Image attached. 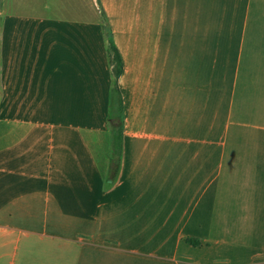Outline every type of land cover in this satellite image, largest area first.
I'll return each mask as SVG.
<instances>
[{"label": "crops", "instance_id": "crops-1", "mask_svg": "<svg viewBox=\"0 0 264 264\" xmlns=\"http://www.w3.org/2000/svg\"><path fill=\"white\" fill-rule=\"evenodd\" d=\"M0 264H264V0H0Z\"/></svg>", "mask_w": 264, "mask_h": 264}, {"label": "trees", "instance_id": "trees-1", "mask_svg": "<svg viewBox=\"0 0 264 264\" xmlns=\"http://www.w3.org/2000/svg\"><path fill=\"white\" fill-rule=\"evenodd\" d=\"M103 18V30L107 41V52L113 74V87L108 113V123L111 132V177H115L120 169L123 139H124V103L119 86V79L123 73L124 65L117 46L114 43L111 30L105 19L104 11L101 10ZM113 175V176H112ZM192 245H199L196 240H187Z\"/></svg>", "mask_w": 264, "mask_h": 264}]
</instances>
